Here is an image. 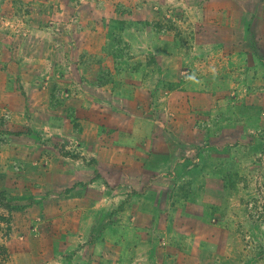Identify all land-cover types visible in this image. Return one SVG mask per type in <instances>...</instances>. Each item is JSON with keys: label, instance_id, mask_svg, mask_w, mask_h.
Returning a JSON list of instances; mask_svg holds the SVG:
<instances>
[{"label": "rangeland", "instance_id": "1", "mask_svg": "<svg viewBox=\"0 0 264 264\" xmlns=\"http://www.w3.org/2000/svg\"><path fill=\"white\" fill-rule=\"evenodd\" d=\"M0 264H264V0H0Z\"/></svg>", "mask_w": 264, "mask_h": 264}, {"label": "crops", "instance_id": "2", "mask_svg": "<svg viewBox=\"0 0 264 264\" xmlns=\"http://www.w3.org/2000/svg\"><path fill=\"white\" fill-rule=\"evenodd\" d=\"M103 244V243H102ZM96 254H99L98 252Z\"/></svg>", "mask_w": 264, "mask_h": 264}]
</instances>
